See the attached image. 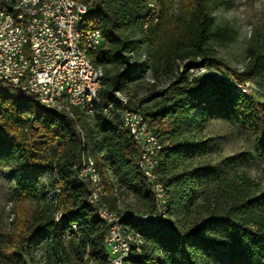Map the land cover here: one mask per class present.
<instances>
[{
  "label": "trees",
  "instance_id": "1",
  "mask_svg": "<svg viewBox=\"0 0 264 264\" xmlns=\"http://www.w3.org/2000/svg\"><path fill=\"white\" fill-rule=\"evenodd\" d=\"M77 1L90 3L85 17L103 36L88 53L102 72L93 112L50 109L0 79V167L13 183L0 264H110L109 223L78 177L83 153L101 173L106 207L127 212L122 223L143 239L124 264H264V184L246 170L221 173L205 132L213 121L241 124L264 153V101L234 85L264 81V40L248 44L242 69L227 68L232 80L193 78L196 68H226L215 44L237 31L214 10L227 0H163L159 22L146 29L144 0ZM120 95L162 144L159 221L132 218L157 206L123 127ZM128 192L133 204L124 202Z\"/></svg>",
  "mask_w": 264,
  "mask_h": 264
},
{
  "label": "built area",
  "instance_id": "2",
  "mask_svg": "<svg viewBox=\"0 0 264 264\" xmlns=\"http://www.w3.org/2000/svg\"><path fill=\"white\" fill-rule=\"evenodd\" d=\"M155 0H146V8H154ZM88 9L72 7L71 0H56L46 7V15L36 25L15 24L12 8L0 5V79L9 86H20V92L35 95L40 102L89 93L98 81L93 77L90 65H85L82 52L72 50L73 32L82 26V13ZM161 17L154 15V23ZM103 38L95 33V26L84 29V42L92 49L101 46ZM129 122L138 138L139 154L145 165L146 179L152 190H158L157 177L153 173L156 144L151 135L142 129L143 116H135V111L127 114ZM84 171L78 170L82 179ZM89 200L92 197L89 192ZM160 215L148 222L159 221ZM100 213V211H98ZM109 221V247L116 264L125 250L115 233V221L120 217L101 213ZM141 241L143 239L141 237Z\"/></svg>",
  "mask_w": 264,
  "mask_h": 264
},
{
  "label": "rangeland",
  "instance_id": "3",
  "mask_svg": "<svg viewBox=\"0 0 264 264\" xmlns=\"http://www.w3.org/2000/svg\"><path fill=\"white\" fill-rule=\"evenodd\" d=\"M227 1L232 4L230 7L229 3L223 2L214 10L218 23L228 24L237 31L233 40L215 44L217 55L226 68H196L192 71L193 78L223 77L232 80L227 68L242 69L246 62L245 50L248 44L253 39L264 40V0ZM234 85L250 98L264 101V81ZM205 132L211 138V158L220 164L221 173L246 170L256 181L264 184V153L258 151L251 134L241 124L213 121ZM7 173V167H0V246L6 243L4 233L10 229L13 218V183L7 178ZM124 198L126 204L135 202L130 192Z\"/></svg>",
  "mask_w": 264,
  "mask_h": 264
},
{
  "label": "bare ground",
  "instance_id": "4",
  "mask_svg": "<svg viewBox=\"0 0 264 264\" xmlns=\"http://www.w3.org/2000/svg\"><path fill=\"white\" fill-rule=\"evenodd\" d=\"M56 0H0V5L7 6L12 8L13 12L15 13V24H22L25 22L26 25H36L41 20V17H44L46 15V7ZM162 1L163 0H155L154 2V8H146V14L144 16V22L143 27L146 29L150 24H154V15H157V17H161L162 14ZM72 7H75L77 9H88L90 3L87 4L79 2L77 0H71ZM146 5V0H144ZM86 12L82 13V26L76 27V32H73V40H72V50L75 51H81L82 52V59L85 62V65H90L91 70L93 73V77H97L98 81L94 83V89L92 92L89 93H81L79 102L77 101L76 96H65L62 98L57 99H51L46 100L44 102H41L43 105L50 109H56V110H63L70 115H73V108L78 107L82 110H84L86 113H92L94 110V106L98 102V90L100 87V76L102 74L101 70L96 68L93 63L90 60L89 52L91 50H94L91 48V45L88 42H84V29H89L94 24L88 20L86 16ZM95 33L99 36V38H103L102 32L99 28L95 27ZM13 90H17L20 92V86H10ZM119 96V95H118ZM121 100V120L123 123V127L127 129L130 137L134 141L136 147L138 148L139 152V143L138 138L135 135V129L132 126V123L129 122V119L127 118V114H130L131 111H135V116H143L139 111L129 107L127 105V100L124 96L120 95ZM142 129H145L146 135H151L153 137V142H155L156 147L154 151V164H153V173L157 177V183H158V190H152L151 186L148 183V190L155 196L156 200V211L153 213H138L133 212L132 218L137 220L138 223H146L148 221L142 220V219H150L151 217H157L160 215V207L162 206V217L165 216V210H166V204H165V188L162 183L158 181V175L155 171L156 164H157V158L156 154L157 151L161 148V142L159 139L156 138V136L149 130L147 123L145 122V119L143 117L142 119ZM137 164L139 167V170L141 172L142 177L146 179L145 174V165L142 161V157L139 154V158L137 160ZM80 171H84L82 173V178L87 180L90 188V196L92 197V201L90 202L94 203L98 211L99 216L105 220L104 215L101 213H108V215H117L120 216L115 221V233L118 238V241L125 250L124 253H122L121 258L119 259V264H124L125 260L131 253V245L134 244L137 252L141 251V245L143 242L141 241V235L139 233H134L129 230L127 226H125L122 223V218L127 214V212H118L116 210H110L106 207L105 203L103 202L102 196L105 194L103 189V179L101 176V173L99 172L96 162L87 153H83L82 158V165ZM106 221V220H105ZM109 223V221H106ZM106 248L108 249V252L111 256L110 264H116L115 257L113 256L112 251H110L109 247V229L107 232V240H106Z\"/></svg>",
  "mask_w": 264,
  "mask_h": 264
}]
</instances>
